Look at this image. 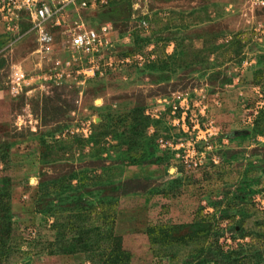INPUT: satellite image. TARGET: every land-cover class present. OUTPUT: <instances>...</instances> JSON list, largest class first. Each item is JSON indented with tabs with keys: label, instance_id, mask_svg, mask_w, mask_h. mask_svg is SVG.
<instances>
[{
	"label": "rangeland",
	"instance_id": "obj_1",
	"mask_svg": "<svg viewBox=\"0 0 264 264\" xmlns=\"http://www.w3.org/2000/svg\"><path fill=\"white\" fill-rule=\"evenodd\" d=\"M66 9L71 21L64 25L81 20L98 35L97 50L73 60L65 52L34 53L25 15L17 32L0 18V179L8 180L17 253L0 264L89 263L78 251L54 254L55 220L44 210L58 200L72 207L67 196L95 214L103 204L121 213L111 245L130 253V264H169L151 256L142 226L189 224L225 194L240 196L260 222L264 136L253 127L259 116L264 125V7L250 0H106ZM14 70L24 75L18 85L9 83ZM134 111L149 121L126 140L135 157L143 149L154 157L129 163L128 146L118 142ZM103 173L116 187L104 185ZM72 174L69 185L83 186L57 197ZM130 187L135 194H124ZM131 216L135 228L118 224ZM218 223L223 250L251 242L227 230L228 221Z\"/></svg>",
	"mask_w": 264,
	"mask_h": 264
},
{
	"label": "trees",
	"instance_id": "obj_2",
	"mask_svg": "<svg viewBox=\"0 0 264 264\" xmlns=\"http://www.w3.org/2000/svg\"><path fill=\"white\" fill-rule=\"evenodd\" d=\"M25 30V29H23ZM132 123L126 128L124 139L118 143L127 145L129 150V163H138L147 161L154 157L153 151L141 150L142 146L150 148V143L142 145L139 149L141 154L135 157L136 149L126 139L135 134L139 125H147L148 118L143 116L141 111H134L132 114ZM262 117H258L254 121L253 133L255 135L264 136V125L259 123ZM142 123V124H141ZM131 141V140H130ZM0 153V162L2 161ZM161 159L156 158L154 161L159 162ZM104 172H109L103 169ZM105 177L107 186L116 187V184L109 179V175L102 174ZM75 175H70L63 190L56 192V196H60L65 191L78 190L83 184L71 186L69 182ZM177 182L176 180H173ZM172 181V182H173ZM8 180L3 177L0 179V261L16 256V252L12 250L10 244L11 236V211H10V194L6 189ZM117 184H120L118 182ZM137 187H130L125 190L124 194L135 192ZM90 193V192H89ZM70 197V196H69ZM67 196L65 200L72 207L61 204L58 200L57 205L48 202V210H44L46 216L54 218V239L52 247L54 254H67L81 252L83 257L89 261L88 264H130L131 254L122 250V248L111 245L114 234L118 233L115 228L116 219L119 214L115 207L110 204L101 205L102 212L99 214L92 213L87 210L91 204H82L77 206V202H73ZM72 198V196H71ZM42 199H40L41 201ZM84 205V206H83ZM212 212L203 214L198 209L192 221L189 224H150L142 226V233L145 235L148 250L154 259H168L169 264H264L260 261L261 250L264 249V213L260 216L259 222L256 218L257 212L251 206L249 207L244 200L237 195L228 196L225 194L221 201L210 202ZM222 208V209H220ZM73 211V213H72ZM71 212L69 218L66 213ZM216 213H221L220 220H226L227 230L236 229L239 238L249 237L251 242L243 247L241 245L223 250L218 244V239L223 234V228L219 227V219L215 221ZM94 214V215H93ZM93 215V217H90ZM71 217V218H70ZM90 218L89 226H85L86 219ZM123 217V215H121ZM124 218V217H123ZM137 217H128L125 221L118 224H126L128 228H135L134 224ZM133 220V221H132ZM97 222L98 226H93ZM114 229V230H112ZM115 231V232H114ZM69 236L77 235L75 239L69 241ZM78 247H80L78 249ZM20 253V252H19ZM22 253V252H21ZM183 258H187L184 260ZM182 259V260H181Z\"/></svg>",
	"mask_w": 264,
	"mask_h": 264
},
{
	"label": "built area",
	"instance_id": "obj_3",
	"mask_svg": "<svg viewBox=\"0 0 264 264\" xmlns=\"http://www.w3.org/2000/svg\"><path fill=\"white\" fill-rule=\"evenodd\" d=\"M94 2L105 4L106 0H0V18L8 31L17 32L18 22L25 15L28 25L26 31H23L34 34L33 40L36 43L34 53L48 55L54 54L55 51L65 52L73 60L74 53L97 50L98 35L95 30L84 27L81 20L72 22L71 27L69 24L64 25L66 21H71L66 8L76 4L78 9L83 10L92 8ZM250 2L264 7V0H250ZM69 64V60L64 62L67 67ZM94 72L96 69L92 68L84 73L88 78H92ZM8 78L10 84L18 85L24 75L14 70Z\"/></svg>",
	"mask_w": 264,
	"mask_h": 264
}]
</instances>
